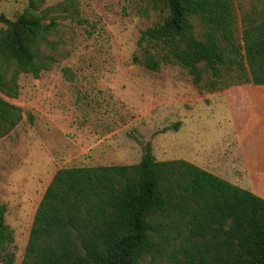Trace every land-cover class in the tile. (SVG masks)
I'll return each mask as SVG.
<instances>
[{
    "label": "trees",
    "instance_id": "trees-1",
    "mask_svg": "<svg viewBox=\"0 0 264 264\" xmlns=\"http://www.w3.org/2000/svg\"><path fill=\"white\" fill-rule=\"evenodd\" d=\"M165 1L170 17L142 32L136 64L153 72L179 65L199 88L204 64L212 78L204 86L214 92L228 86L224 69L235 62L245 83L264 85V0L244 20L243 46L235 43L234 0ZM44 3L28 0L16 21L0 16L8 25L0 31V139L23 121L21 108L5 99L18 96L19 76L39 78L54 63L41 46L61 23ZM6 213L0 202V263L16 264ZM173 241L180 264H264V199L188 161H157L147 143L138 164L59 169L20 264H142Z\"/></svg>",
    "mask_w": 264,
    "mask_h": 264
},
{
    "label": "rangeland",
    "instance_id": "rangeland-1",
    "mask_svg": "<svg viewBox=\"0 0 264 264\" xmlns=\"http://www.w3.org/2000/svg\"><path fill=\"white\" fill-rule=\"evenodd\" d=\"M27 7L28 0H1L0 16L16 21ZM44 8L61 23L41 46L54 63L39 78L19 76L18 96L5 99L21 108L23 121L0 139V202L16 238V264L59 169L138 164L150 143L157 161L185 160L212 173L205 162L217 168L232 161L223 147L230 131L227 104L252 85L235 62L224 69L228 86L214 92L204 86L212 79L204 64L200 88L179 65L153 72L136 64L142 32L170 17L165 0H45ZM260 8L256 0H234L238 46L244 44L245 18ZM193 22L204 39L199 20ZM7 28L0 20V31ZM215 175L264 194L260 178ZM178 249L177 242L164 244L142 264H180Z\"/></svg>",
    "mask_w": 264,
    "mask_h": 264
},
{
    "label": "crops",
    "instance_id": "crops-1",
    "mask_svg": "<svg viewBox=\"0 0 264 264\" xmlns=\"http://www.w3.org/2000/svg\"><path fill=\"white\" fill-rule=\"evenodd\" d=\"M227 108L230 131L223 147L231 152L232 173L226 165L229 162L220 163L217 168L205 162L203 167H212L213 174L234 175L237 172L260 178L259 181L264 183V85L243 87L241 99L235 98ZM253 193L264 199V194L258 189Z\"/></svg>",
    "mask_w": 264,
    "mask_h": 264
}]
</instances>
